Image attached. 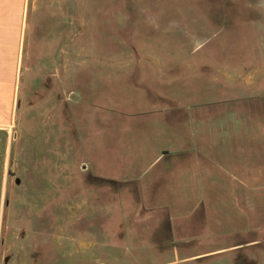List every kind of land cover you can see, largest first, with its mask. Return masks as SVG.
Segmentation results:
<instances>
[{"label":"rangeland","instance_id":"1","mask_svg":"<svg viewBox=\"0 0 264 264\" xmlns=\"http://www.w3.org/2000/svg\"><path fill=\"white\" fill-rule=\"evenodd\" d=\"M0 127V264H264V0H28Z\"/></svg>","mask_w":264,"mask_h":264},{"label":"crops","instance_id":"2","mask_svg":"<svg viewBox=\"0 0 264 264\" xmlns=\"http://www.w3.org/2000/svg\"><path fill=\"white\" fill-rule=\"evenodd\" d=\"M28 0H0V127L16 115L28 31Z\"/></svg>","mask_w":264,"mask_h":264}]
</instances>
